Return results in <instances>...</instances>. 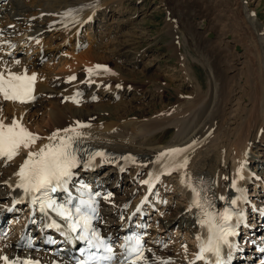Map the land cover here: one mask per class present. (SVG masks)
Masks as SVG:
<instances>
[{"label":"rangeland","instance_id":"rangeland-1","mask_svg":"<svg viewBox=\"0 0 264 264\" xmlns=\"http://www.w3.org/2000/svg\"><path fill=\"white\" fill-rule=\"evenodd\" d=\"M34 1L41 8L48 7L44 4V1L47 0H31L30 2L34 3ZM59 4L55 3V8L58 10ZM244 6L264 33V0H124V6L119 11L115 10L108 14L107 11L100 10L92 21L86 20L81 25L78 36L79 45L75 50L69 46L71 43L69 37L66 39L63 34L60 36L55 33L56 36L48 47L49 55L47 58L42 57L39 64L41 67L39 69L42 71L40 70L41 78L38 80L46 82L50 92L38 96L33 102L34 105L37 103L38 105L35 108H29L28 118L31 127H46L52 119L50 118L52 109L63 108L62 110L65 111L73 109L92 112L91 118L86 121V124L91 127L114 128L109 125H113L114 121L111 120L110 109L107 106L112 108L117 104L120 105L117 117H122L124 112L129 109L133 111L131 117L140 121L146 120L150 124L151 120L155 118L160 120L161 118L158 116L174 110L178 103L185 99V96L194 98L198 93L197 82L199 81L201 86L203 85L202 91L208 97L210 105H205L208 107L204 111L205 115L202 113L203 108L197 109L196 111L199 110L202 114L196 112L198 114L195 116L191 115L186 126L193 127L199 123L201 126L204 124L208 127L207 124L212 123L210 117L218 114L220 117L226 118V120H221L224 122V127L230 130L231 127V129L235 128L234 123L231 122L233 120L229 119L230 116L237 112L242 114L240 117V120L243 121L241 131L248 141L239 148L241 149L239 152L246 153L247 151L249 158H253V160L247 161L249 164L247 166L254 170V175L260 180L259 176L264 175V94L261 95L264 88V64L261 48L253 31L254 28L250 26L245 17ZM110 15L112 16L110 17ZM3 26L1 23V27ZM15 35L14 40L18 47L15 46L14 50H11L13 47H10L9 51L3 47L0 48V52L7 51L6 54L16 51L15 54L8 57L0 54L1 57L3 56L1 60L6 62L5 65L3 64L8 68L6 71L11 72L20 71L21 64L24 68L29 67L27 62L33 59L32 56L34 57L32 53L27 54L25 45L27 40L19 33ZM59 42H62L61 45ZM24 48L26 53L20 51ZM90 48L98 51V55L95 56L103 58L100 59L102 60L100 62L94 56L99 62L95 67L97 65L104 66L100 70L105 71L103 69L108 68L109 72L110 70L121 71L123 68L124 76L121 74L119 78L106 79V82H103L99 87L87 83L89 71H85V69L89 70V67H84L85 64L81 63L79 59H87ZM127 57L131 58V63L126 61ZM236 57L238 58L236 59ZM96 60L95 62H97ZM182 65H187L185 67L191 69L189 76L185 74ZM214 67L220 72L219 75L221 74L220 83L216 82L218 89L213 82L212 73L214 71L212 72V70ZM95 72L93 71V74ZM1 73L9 74L2 71ZM72 75L75 79H69L73 77ZM92 86L93 88H91ZM115 86L117 89L116 93L114 91L115 97H113L110 88ZM221 91L223 93L219 95ZM244 99L243 109L238 102H242ZM12 104L13 108L15 106L18 109L21 105L20 102ZM178 107L180 106L178 105ZM77 118V115H69L67 121L73 123ZM124 120L125 117L121 119V122ZM216 120L214 122L217 124L222 123L219 122L221 120ZM170 125V123L164 124L163 131L158 130L155 133L156 143L159 142L163 146L170 145L184 135L177 133L174 125ZM153 127L159 128L155 126V123H151L149 128ZM168 128H170L169 131L165 130ZM91 136L93 138V135H88L87 138L85 135L82 137L92 140ZM97 138L94 136L93 140L98 141ZM101 140H104L101 143L115 142L108 139L106 141L105 138ZM127 141L123 144L126 145ZM141 141L138 138L135 139L133 147H140ZM200 146L197 150V159L204 156L203 152L210 149L206 143ZM5 159L0 158V164ZM244 160L242 158L238 162L242 163ZM111 168L115 169L111 163H104V166L97 169V175L100 177L98 179L102 180L101 183L104 182V187L109 188L106 193L108 192V195L113 193L121 200L131 193L128 196L129 201L132 200V204H135V200L140 196L137 191L141 186V179L146 173L145 167L128 165L126 170L120 172L119 177L115 172L110 171ZM256 169L261 171L255 172ZM258 173L259 175H257ZM176 175L177 172L167 175L166 178L163 177L164 182L162 181L163 183L161 182L156 190V198L158 197L155 202L156 208L149 216V229H147L148 235L150 234L152 237L149 238L151 242L148 253L151 254L153 249L157 253L154 256L159 258L158 261H152V264H187L193 258V256L190 257L195 246L191 238L192 234L186 235L185 230H180L177 227L178 213L183 209L185 202H183L184 195L178 182L181 178L178 179ZM251 176L249 173L250 180ZM252 179L254 182L255 179ZM255 188H257L255 182L252 183V186H248L250 191ZM253 193L255 194L252 192L249 195L252 201L264 198L261 197L262 195L253 197ZM133 196L138 197L133 198ZM161 200L162 202H160ZM255 217L256 215L250 217V220L254 218L255 221ZM108 219L115 221L116 215H111ZM16 221L19 222L14 221L13 224L19 225L18 228L21 229L25 217L24 220L18 218ZM250 223L253 222L250 221ZM165 224L170 226L165 227ZM114 227L118 226L113 225ZM18 228L12 225L10 220L6 222V232H0V257H6L10 253L9 249L14 246V242L20 236L19 233L17 234ZM30 228L33 229V226ZM261 228L264 235V224ZM256 232L258 235L261 233V231L260 233ZM153 236L158 237L153 238ZM40 253L44 255V258L50 256L49 250L32 249V254L35 256ZM0 264L7 263L4 259H0Z\"/></svg>","mask_w":264,"mask_h":264},{"label":"bare ground","instance_id":"bare-ground-1","mask_svg":"<svg viewBox=\"0 0 264 264\" xmlns=\"http://www.w3.org/2000/svg\"><path fill=\"white\" fill-rule=\"evenodd\" d=\"M30 1L31 0H0V48L3 47L7 51H9L10 46L16 44L14 40L16 37L15 34L19 33L23 36L24 39L27 40L26 42L27 44H25L27 47L26 50L28 51L27 54L32 53L34 55V57L32 56L33 59L27 62L29 67L24 68V66L21 64L22 67L20 68L21 69L20 71L11 72L9 70L6 71L8 69L7 66H3V64L5 65L6 62L5 61L3 62L1 58L4 55L6 57H8L9 55H13L15 54L16 51H14L13 53L10 52L11 54H6L7 51L0 52V54L3 55L2 57L0 56V62H2V64H0V74H3L1 73V71L5 73L9 72V74L15 73L17 75L27 74L28 76H31L33 73L36 74V80L34 82V91H33V95L35 97L34 101H29L26 104L20 103L25 107H22L20 105L19 109L21 110H19L15 106L14 108L12 107L13 106L12 103H14V101L5 100L3 99L2 96H0V120H2L5 124L11 123L13 119L19 120L24 127H26L29 131L37 134L40 137V139H38L30 149L21 148L20 154L15 156L13 160L5 159L4 161L2 160L0 164V217L1 218L4 217V215L6 214L5 212H7L6 211L7 206L10 205V202L12 200L11 197L17 193V190L14 189L15 186L14 173L19 171V167L23 163L24 159L27 157L28 151H37L41 146L50 143L48 137H50L53 133H56L58 130H62L66 128H76V130L80 133V136L74 143V147H78L79 149L82 150L77 153L78 157L81 158V163L79 164L78 168L80 169L83 167V163L89 160V156L91 154L95 152H102L104 153V156H95L94 160L96 161L97 164L111 163L115 169L111 168L110 171L115 172L118 177L121 174L120 172L122 171V169L119 168L120 164L134 165L136 167L144 166L147 172L149 169H151L153 165V161L157 159L160 153L165 152V150L167 149H173V148L185 149L183 153L175 157V160L178 163H182L184 158H186L188 161L186 167L175 170V172H177L176 176L178 177V179L181 178L180 181L178 180V182L180 184L181 192H183L184 195L183 202H185V205L183 204V209H181L178 213L179 217L177 219L178 222L177 227L180 230H185L186 235L188 233L189 235L192 234L191 238L194 241L193 245H196L199 240L198 238H196V235L200 229V221L205 219L203 217L205 212L200 208L193 207L192 202H190L192 196L195 195L193 189L197 191V189L200 188L201 191H204L205 195L203 196V198H208V201L212 205V207H215L217 208V210L223 212L225 208H228L231 211L234 210L231 201H233V197L236 190L238 188L246 187L249 183L250 177H249V172L246 171L247 168L246 163L249 160L250 161L253 160V158L252 159L249 158V154L247 155V151L246 153L239 152V150H241L239 148L245 142L248 141L242 135V131H241L242 130L241 123L243 124V121L240 120V117L242 114H238L237 112L234 113L235 115L233 114V116H230L229 119L233 120L230 121L233 122L234 123L233 126H235V128L233 129H231L232 128L231 127L230 130L224 127L225 126L224 122H222L221 120V119L226 120V118L224 116L220 117V115L218 114L214 115L213 117H210V120H212L210 122L213 123L215 119H217V120H221L219 122L222 123L219 124H217L216 122H214L213 124L210 123L207 124L208 127H206V125L204 124L203 126H201L199 125V123L197 124L195 123L196 125H194L193 127L186 126L188 118L193 114L194 116L195 114H198L196 113L199 112V110L196 111L197 109L203 108L202 113H204L205 115L204 111L206 108L208 109V107L205 105H210L208 101V97L202 91L203 85L201 86V83L198 81L197 82L198 93L194 98L188 96L184 97V95L181 96L182 98L184 97L185 99H183V101H180L178 103L180 107H178L177 105L176 108H174V110L168 111L162 114L161 116H158L161 118L160 120H162V122H160V120H158L157 118L151 120V123H155V126L159 128H154V127L149 128L151 123L148 124V121L146 120L140 121L131 117L133 111L129 109H127L124 112V115L122 117L118 116L119 117L118 118L117 114L120 109L119 108L120 105L118 104L116 107L113 106L112 108H110V106H107L110 109V117L112 118L111 120L114 121L113 125L111 124L109 125L111 127L113 126L114 128L107 127L106 129L104 127L105 129L103 128L99 129V128L91 127V125L86 124V121L88 118H91L93 114L92 112L90 113V112H83L78 110L75 111L73 109L72 111H65L62 110L63 108L60 109L56 108L54 110L52 109L51 117H50L52 119L50 123L46 125V127L44 128L43 127L40 128V126L38 128L31 127L28 118V113H30V111H28L29 108L32 109L38 105V103L36 105L33 104V102L36 101V98L38 96H40L41 94H45L46 92L47 93L50 92V88L48 84L46 82L41 81L40 79L38 80V78H41L39 76V73H41L40 72L41 69H39L41 67H39V64L41 63L40 61H42L41 60L42 57L47 58V55H49L48 47L51 40L53 41V38L56 36L55 33H57L60 36L61 34H63L66 39L67 37H69V41L71 40L69 46H71L70 48L75 50V48L79 45L78 36L81 25L86 20L92 21V19L95 18V16L98 14L100 10H102L103 12L107 11L108 14L115 10L119 11L121 7L124 6V0H63L60 2L59 0H57L56 2L53 0H49V1L47 0L44 1V4L48 5L47 8H43V7L41 8L36 4L35 1L34 3ZM55 3L57 4L60 3L58 7L59 10L55 8L56 6ZM247 10L248 9H246V6H244L245 17L247 18V21L249 22L250 26L254 28L253 31L256 37V41L261 48V53L263 55L262 59L264 64V33L261 30V28H259V26L257 25V21ZM69 11L71 12V14L66 15V13H68ZM111 16L112 15H110V17ZM7 18L9 21L7 20ZM1 23L2 25H4L3 27H1ZM10 25L12 26V28H10L11 27ZM20 30L23 32H21ZM61 43L62 42H59L60 45ZM95 55H98V51H96L94 48L92 49L90 48L89 57L87 59H83L80 57L81 59H79V61L81 60L80 61L81 63L85 64L84 67H89V69L96 71L95 74H93V71L92 73L89 72L87 83L93 84L94 87L95 86L99 87V85L103 84V82H106L105 81L106 79L119 78L121 74L124 76L125 73L123 74L122 72L123 68L121 71L110 70V72L101 71L100 69H97L95 65L96 63L99 62L98 60H96V58H98L99 60L103 58L102 56L97 57ZM237 58L238 57H236V59ZM94 59L97 62H95ZM126 61L131 63V58L127 57ZM100 62H102V60H100ZM185 66L187 65L183 66L185 69V74L189 76L191 73V69L188 67L186 68ZM86 69L85 71H88ZM212 72L215 73L214 75L212 73L214 79L213 80L214 86L218 89V84H216V82L218 81V83H220L221 74L219 75L220 72L216 70L215 67L213 68ZM8 75L5 74L4 76L7 77ZM55 75L57 76V73ZM91 88H93V86ZM116 89H117L116 86L110 88V92L113 94V97H115ZM263 89L261 91V95L264 94ZM222 93L223 91H221L219 95H221ZM110 97L112 98V95ZM238 103L240 105L245 104V99L242 100V102H238ZM243 106L244 105H242V108L244 109ZM202 113L199 112V114ZM69 115H77L78 118L74 120L73 123H68L67 117ZM124 117L125 120L121 122V119ZM78 122H81V125L84 126L78 128L77 125ZM166 123H170L171 125H174L177 133L184 134L180 139L177 138V140L174 141L173 144H170L169 146L167 145L163 146L161 145V143L159 142L156 143L155 141V133L158 130L163 131L162 127ZM116 126L118 128H115ZM169 129L170 128L165 130L169 131ZM60 135L61 136L71 135V133L66 134L63 131H61ZM83 135H85V137L88 135H93V138L95 136V138L98 137L97 139L99 140L98 141L93 140L92 136H91L92 140L89 139L87 140L86 139L87 137L86 138L82 137ZM101 137L105 138L106 141L108 140L115 141L116 143L115 142L101 143L102 141ZM137 138L142 140L140 142L141 146L138 148L135 146L133 147V143L135 139L137 140ZM124 140L125 141L128 140L126 145L123 144L125 142ZM52 143H58V140L52 141ZM112 143H115L116 145ZM205 143L206 146L210 147V149L209 151L203 152L204 156L201 157L200 154L199 155L200 158L197 159L196 158L198 155L197 150L201 147L200 146L201 144H205ZM127 157L134 158V162L133 160L126 159ZM242 158L245 159L243 161L244 163L242 162L243 164L241 163V161L240 163L238 162V160H241ZM256 171H261V170L256 169L255 172ZM80 174H81L80 175L81 179L89 180L87 181L89 182L87 183L88 186L97 185L98 192L106 191L107 187H104V182L101 183L102 180H99L96 177L95 172H89V174H86V172H82ZM141 180H143V178ZM163 180L165 179L163 178L162 181ZM256 180L258 181V177L256 178ZM94 182H97V184H94ZM140 185L141 186H139V190L137 191L138 194L142 193V191L145 189L141 183ZM129 195H127V197L122 198L121 200V198H117L115 195H113V193L112 194L109 193V195L107 194V196L101 198V202L102 205H106L108 203H113V202L114 204L116 203L115 209H110V210L111 213L119 211L117 215H120L121 209H124L125 205L129 202V197H128ZM253 195L255 194L253 193ZM134 197L136 196H133V198ZM261 197H264V193L262 194ZM139 199L140 196L135 201H138ZM253 200L254 201H252V203L254 204L246 203L244 206H246V208L248 209L251 218L252 216L256 215L255 217L256 220L253 222L254 224L250 223L249 221V224L252 225L253 227V229L251 230L256 232L258 231V227H262L264 224V198L260 200L257 199H253ZM160 202H162V200ZM256 203L257 205H255ZM102 210H108V209L102 208ZM13 212L12 214H8L7 216L9 217L12 216ZM101 214L103 215L106 213L102 211ZM104 218L106 217L103 216V219ZM31 219H33V222L31 224L34 225V222L37 223L36 219L34 218ZM124 222L125 221L122 220L119 221L117 225L118 227H114V228L112 223H108L107 221H105L104 223L100 222V224L104 225L105 231L108 229L105 227H109L115 229V231H118V234L121 235L122 231L120 230L119 225L122 226ZM13 225L17 226V224L15 223ZM168 226L170 225L165 224V227ZM21 229L19 228L20 236H21ZM33 229L35 228L33 227ZM118 234L116 235V237H118ZM20 236L18 237V240L14 242V246L9 249L10 253L6 255V257L8 258L6 261L7 264H19V261L23 256H29V257L32 256L31 250L30 252L26 250H21L26 247H25V243L21 242L23 237L21 236L20 238ZM147 236H149V238H152L150 234L149 235L147 234ZM255 236H256L255 238L258 239V241H260L261 239V243H264V236L262 233L259 234L260 237H257L258 235ZM156 237L158 236H153V238ZM248 237H250V235ZM251 238L253 239V236H251L250 239ZM56 241L58 242L59 240L57 239ZM19 244H21L22 246L20 249L17 250V246ZM148 247H150V245H148ZM51 249H57L59 256V254H61V252L63 251L64 247L62 245L61 246L55 245ZM246 251L248 253L245 255V258H240L238 260L239 264H252L249 259L252 257L253 252L252 250L250 251L246 250ZM259 251L260 249H256V252ZM154 254L157 255L156 251H154L153 249L151 250V254H149L146 251L143 254L144 260H139L136 262V264H152L154 261L159 259L158 256L156 257L154 256ZM191 254H193V252ZM261 257L262 256H259L258 259L259 262ZM60 258H63V256H61ZM193 258H194V254H193ZM159 261H163V260H159Z\"/></svg>","mask_w":264,"mask_h":264},{"label":"snow or ice","instance_id":"snow-or-ice-1","mask_svg":"<svg viewBox=\"0 0 264 264\" xmlns=\"http://www.w3.org/2000/svg\"><path fill=\"white\" fill-rule=\"evenodd\" d=\"M69 11L66 15H70ZM103 66L97 65L96 68L100 69ZM105 71H109L104 68ZM92 72V69L88 70ZM69 79H75L70 77ZM36 80V74L33 73L31 76L27 74L17 75L15 73L9 74L5 77L0 74V96L5 100L18 101L20 103H27L34 100V82ZM84 125H79L82 127ZM71 135L61 136L60 132ZM80 136V133L76 128H66L58 130L53 133L48 140L50 143L41 146L37 151H28L27 157L19 167V171L16 175L19 177V182L16 187L24 190L25 193H41L42 197H35L32 200L33 204H39V210L42 213H47V210H51L56 213L57 216L69 221V227L72 232L80 231V235L77 239L85 241L89 251L96 249L95 253H91L88 260H82L79 264H92V262H111L114 259L113 246L108 240L101 237L98 230L92 228V219L94 216L87 214L82 211L83 206L91 208V212L95 213V207H92L94 200H83L79 201V206L75 207V215L70 210L66 203H70L72 200L71 194H69V200L66 203H57V201L51 196L52 193H56L58 190L68 192V184L71 181L74 173L73 169L77 168L81 163V158L78 157L77 153L82 151L78 147H74V143ZM40 137L29 131L26 127L20 123L19 120L13 119L11 123L5 124L0 120V158H6L12 160L15 156L20 154L21 148L30 149ZM58 143H52L57 141ZM185 149L173 148L166 152L160 153L157 157V162L168 159L164 163V167L170 173L173 170L186 167L188 161L186 158L183 159L182 163H178L175 157L183 153ZM95 156H104L102 152H95L89 156L87 162L90 166L91 160ZM126 159L133 160L132 157ZM149 183V181H144ZM86 188V186H83ZM195 192L196 197H199V193ZM231 203L234 205L236 201L233 200ZM193 207L201 208L203 205L199 199L193 200ZM191 210V209H189ZM207 219L200 221L202 227L207 225L210 235L208 236L207 242L202 243L200 246V252L197 256L198 260L205 258V253H212L215 256V264H225L221 257V245L229 244V237L234 235L232 225L229 223L232 220V211L228 208L218 214L206 213ZM49 227H59L54 221ZM198 239H200L198 237ZM129 244L124 245L127 257L135 255V259L126 260L124 264H136L139 260H144L143 250L141 245L140 237L128 238ZM103 254L97 255L99 252ZM7 261V257H0Z\"/></svg>","mask_w":264,"mask_h":264}]
</instances>
